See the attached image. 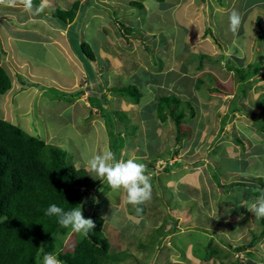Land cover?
I'll return each mask as SVG.
<instances>
[{
    "label": "crops",
    "instance_id": "1",
    "mask_svg": "<svg viewBox=\"0 0 264 264\" xmlns=\"http://www.w3.org/2000/svg\"><path fill=\"white\" fill-rule=\"evenodd\" d=\"M38 1V7L42 2L45 4L43 11L30 15L23 10L22 17L17 19L23 27L9 29L6 26L10 30V36L3 35L4 38L9 37L17 49L16 54H11L13 57H7L3 63L9 62L12 65L15 61L28 71L26 75L22 73L23 78L20 77L22 84L14 83L11 79L12 89L26 88L25 84L29 85L32 90L27 94L34 99L31 103L33 109L38 106L36 104L45 101L40 108L48 116L43 124L46 122L49 128L56 125V122L49 111L50 99L46 96V89L66 94L79 91L81 97L78 98V105L71 103L68 97L70 102L57 110L60 120L58 124L66 130L75 131L76 118L82 120L85 117L91 129L87 134L89 136L80 138L97 153H102L111 148V141L107 137L109 130L106 116L91 105L92 97H99L105 110L109 111L110 108L114 114L124 113L127 123L141 134L138 140L137 137H128L130 133L122 129L128 146L122 147L117 159L143 162L151 173V184L153 178L165 183L164 191L152 184V198L157 203L167 197L164 200L167 214L149 212L148 207L140 216L141 212L134 213L125 206L126 196L118 205L108 203L113 207H108V199H105L104 207L99 208V211L105 219V235L115 241L110 240V254L127 255L123 260L125 263L135 253L132 251L133 247L129 246V237L133 236L135 242H132L136 243L141 231L143 235L148 230L147 234L150 235L157 227L155 229L162 234L155 240L153 249L160 246L163 249L160 251L182 255L183 260L190 264H264V218H257L246 207L240 206L245 201L254 202L264 193V173L258 171L264 164V133L260 130V125L264 122L260 101L264 96V61L260 60L264 58V39H261L263 34L259 29V24L264 29V0H251L249 4L241 3L242 0H215V3L209 5L206 0ZM76 1L79 2V11L73 22L65 23L55 16L59 10H70ZM208 6L213 7L211 13H208ZM216 9H220L223 13L221 15L226 16L221 19L222 22L229 23V16L233 11L241 15L242 25L237 34H233L229 27L222 24L224 27L218 26L212 20L216 16ZM139 11L147 14L146 26L137 27L135 24ZM19 14L17 12L16 16ZM209 21L214 25L211 28L207 27ZM210 29L216 37L218 31L226 33L223 42L227 46L218 51L211 49L213 52L206 51L207 54L200 52L199 64L204 63L207 57L208 63L216 60L217 55L220 58V70L230 74L223 84L234 92L226 93L228 95L223 93L225 91L217 92L221 97L219 100L218 96L212 99L213 95L208 100L201 99L196 85L197 78L186 76L180 69L187 59L199 53L198 46L205 45V42L198 41L206 39L204 31L210 33ZM23 30L24 33L21 34ZM211 41L210 38L206 39V44H212ZM3 42L5 40H0V48ZM23 43L39 46L40 52L32 54L21 50ZM217 43L222 45L219 40ZM83 44L89 46L93 58L85 54ZM224 57L237 68H229ZM257 59L262 65L260 71L247 73L249 66L257 65ZM0 65L2 66L1 61ZM153 65H162L163 70L155 73L152 71ZM202 68L203 66H199L197 69ZM156 74H159L158 77H155ZM221 75L225 77L223 73ZM242 75L247 76L244 78ZM185 77L191 81L185 83ZM235 78L239 80L229 84V80ZM246 80L253 85L249 84L246 100L236 102L239 96L237 90L246 84ZM131 86L140 92L137 102L120 94L122 89ZM12 89L11 91H15ZM172 94L182 102L190 101L198 106V109L191 107L194 121L186 120L191 112V109L186 108L188 114L180 126L168 116L165 122L157 123L159 126L155 124L154 129L148 123L149 116L158 113L161 98ZM51 100L55 104L62 103V100ZM21 101H25L23 96ZM201 108L204 110L199 111ZM71 109L74 111L71 112ZM24 111L21 106L19 112L22 114ZM114 119V128L117 130L118 121ZM79 133L80 131L78 136ZM103 144L106 145L101 147ZM88 146L86 149H89ZM172 146L175 149L171 155L163 153L164 149ZM201 151L209 156L202 163L200 158L205 157L201 155ZM85 157L84 153L82 158ZM160 164L167 165L161 170ZM217 166L222 172L227 170L231 177L238 176L236 178L239 180L230 182L229 179L230 183L227 185L223 181L217 183ZM198 167H203L202 175L198 172ZM152 172L155 176H152ZM234 193H237L235 197L232 196ZM98 195L100 204L104 197L100 193ZM222 200L227 204L222 206ZM153 206L157 207L155 204ZM109 208L112 209L111 217ZM114 213L117 214L116 220L112 217ZM194 233L199 236L195 244V239L191 236ZM171 236L179 239L181 236L186 237L181 245L187 246V254L184 253L185 248L172 241ZM166 239H169L167 245L164 244ZM140 248L144 253L145 247L140 245Z\"/></svg>",
    "mask_w": 264,
    "mask_h": 264
},
{
    "label": "trees",
    "instance_id": "2",
    "mask_svg": "<svg viewBox=\"0 0 264 264\" xmlns=\"http://www.w3.org/2000/svg\"><path fill=\"white\" fill-rule=\"evenodd\" d=\"M38 3L33 0L34 7ZM78 11L79 2L76 1L70 10H59L55 16L65 23L73 22ZM259 26L264 37V29L261 24ZM83 50L90 58L94 57L87 44H83ZM257 65L250 66L249 72L260 71L262 65ZM242 76L246 78L247 75ZM11 89V78L0 65V94ZM120 94L129 96L134 102L140 97V92L132 86L122 89ZM261 103L264 112V102ZM186 105L181 107L176 97L161 98L158 116L162 122L171 116L180 126L188 114L186 108L191 109L189 116H193V109ZM260 127L264 133V122ZM67 155L62 148L0 118V264H40L47 253L54 254L62 264H120L126 259L125 254H110V242L104 233L105 219L91 210L86 218L93 220L95 229L83 235L73 250L62 251L63 240L70 229L62 228L56 217L47 216V207L55 203L66 211L71 210L81 207L90 196L87 171L76 169ZM90 198V202L95 199ZM143 213L144 209L139 215Z\"/></svg>",
    "mask_w": 264,
    "mask_h": 264
},
{
    "label": "rangeland",
    "instance_id": "3",
    "mask_svg": "<svg viewBox=\"0 0 264 264\" xmlns=\"http://www.w3.org/2000/svg\"><path fill=\"white\" fill-rule=\"evenodd\" d=\"M206 1H207V5H209V3H215V0H206ZM250 1L251 0H242L241 3L249 4ZM217 5L219 7L221 6L219 3H217ZM22 7L23 6L22 5L20 6L19 4L16 7H7L4 5H0V40H2V41L5 40V43L3 42V44L1 45V48H0V61L2 62V66L6 69L5 71L7 72L9 77H11V79L14 80V83H17V84L18 83L22 84L20 77L23 78L22 73L24 75H26V73H28V71L25 69H22L20 66L21 64H17L15 61L13 63H11L12 65H10L9 62L3 63L7 57H9V56H10V58L13 57V56H11V54H14L17 50L16 46L11 43V40L9 39V37L6 36V38H4L3 35L6 34V35L10 36L8 34L10 32V30H8L6 28V26H8L9 29L11 27H13V28L23 27V26H20L19 22L17 21V19H19V17H22V14H23L22 11L24 10V9H22ZM36 7H38V6H36ZM224 8L227 10L226 5H224ZM212 11H213V7L208 6V13H211ZM17 12H20V14L18 16H16ZM221 13H222V11L220 9H216L214 11V14L216 16L214 18H212V20L214 22H216L218 24V26H220V27H224V26L229 27L228 22H222L221 21V19L226 17V16L221 15ZM138 14L139 15L137 17L135 15L136 26L137 27L146 26V19H145L146 15H147L146 12L145 11H139ZM132 18H134V17H132ZM209 23L210 24L207 27L211 28V26L212 27L214 26L212 24L213 22L209 21ZM147 24H149L148 20H147ZM221 24L224 26H221ZM27 26H29V25H27ZM204 27H205V25L201 28H204ZM23 33H24V30L22 31L21 34H23ZM204 34H205L206 39L210 38L212 40L210 42L212 44H209V42H208V44H206L207 43L206 39H203L200 41H198V39H196V41H198V42H205V45L209 46L208 49H207V46H205V45L198 46V47H200L199 53L192 56V58L187 59L185 61V65H183L180 69L186 76L197 78L198 81H196L197 82L196 85L198 87V91H199L198 94H199L201 99H204V100L207 99L208 100V98L210 99L211 96L213 95L212 99H216L218 96L217 100H219L221 97L218 93H222L223 91H225V92H223L224 94L234 93V92H231L230 90L227 89V87L230 88L229 86H226L223 84L225 82V80H227V78L230 76V74H227L225 71L222 72V69L220 70V68H221L220 58L217 55L215 58L216 60H211L209 63H208V57L207 56H206L207 60L203 61L204 63L199 64V60H200V54H201L200 52H203V53L205 52L207 54L206 51H211V49H213V50L216 49L218 51V50H221V48H225L227 45L226 44L224 45L223 39L225 38L224 36L226 35V33H224L223 31L222 32L218 31L217 37H216V35L214 33H212V31L210 29V33L204 31ZM1 37H2V39H1ZM11 38H13V37H11ZM215 40H216V42H215ZM217 40L221 41L222 45H218ZM259 42H261V41H259ZM195 48H197V46H195ZM21 50L30 51L32 54H36L37 51L40 52V47L31 45L30 43H23V44H21ZM211 52H213V51H211ZM224 60H227V58L224 57ZM260 60L263 62L264 58H261ZM227 64H228V67L231 69L237 68L234 65V63L230 62L229 60H227ZM256 64H259L258 59H257ZM161 66L162 65H155L153 68L151 67L152 71L155 73L160 72L159 70L161 69ZM176 66L178 67L180 65H176ZM199 66L200 67L203 66L202 70L197 69ZM251 66L257 67L258 65H256V66L251 65ZM162 70L163 69H161V71ZM226 70H227V68H226ZM246 70H247V73L249 71H251L250 66ZM252 71H254V70H252ZM221 73H223L225 75V77L223 75H221ZM159 74H156L155 77H158ZM161 74H162V72H161ZM153 79L158 83L160 82V80H157L156 78H153ZM238 80H239L238 78L231 79V80H229V84H231L235 81H238ZM185 81H186L185 83H189L188 81H191V80H189L187 77H185ZM219 81L222 83H220ZM245 83L246 84L244 86H241V88H239L237 90L239 96L236 99V102H239L240 100H242V101L246 100L245 99L246 94L249 92V84H251V83L247 80ZM25 85H26V88L20 87L16 90L14 88L12 90H15V91H9L6 95H0V118L5 119L7 121H10V122L16 124L17 126H20L25 131L30 133L31 135H34V136H37V137L43 139L48 144H52V145H55L57 147L62 148L63 150H65L67 152V154H68L67 159L71 165H73L76 169L82 168V169L86 170L85 162L88 159H90L92 156L99 154V152L97 153V151L94 148L88 146L87 145L88 143L87 144H86V142L84 143L83 140L80 138L81 136L85 137L88 134V132H90V129H91V128H89L90 125L88 126V124L86 123L85 117H82V120L80 118H76L75 127H74L75 131H74V129H73V131L71 129H67V130H70V131H67L65 128H62L61 125L58 124V122L60 120H59V115H58L59 113L57 112V110L59 108H61L62 106H64L65 104H67L68 102H70L68 99L69 96H70L71 103H75V105H78V102H79L78 98L81 97V95L78 94L79 91H76L73 94L71 93L67 97V96L61 95L60 94L61 92L59 90H56V91H59L60 93L54 92L51 88L46 89L47 90L46 96L50 99V103L48 106L50 108L49 111L51 113V116L53 114V120H55V122H56V125L51 126V128H49V126L46 124V122H45V124H43V120L47 121L48 116L44 112V110H42L40 108V106L42 104H45V101H42V102L36 104V105H38L35 107L36 109L31 108V103L33 102L32 100H34V99L31 97L30 94H27V93L31 92L32 89L29 88V85H27V84H25ZM251 85H253V84H251ZM213 90H214L215 94H213ZM226 95H228V94H226ZM21 96H23V98L25 99L24 102L21 101ZM223 96H225V95H223ZM169 97L171 98V97H175V96L172 94V95H169ZM51 99H55V100H59V101L62 100V103L61 104H59V103L55 104L52 102L53 100H51ZM90 101H91V105H93V107L98 108L100 110V113H103L107 118L106 120H107V125H108V130H109V132L107 133V137L111 141V142L109 141L110 145H111L110 149L115 153L116 158L121 153L122 147L126 148L128 146V144H126L127 138H125V134L122 132V129L124 131H128V133H130V136H128V137H137V139L140 140L141 134L136 132V130L134 129V127L131 124L127 123L126 118L124 119V117H125L124 113L116 112L114 114L112 112V109H110V108H108L109 111L105 110L104 106H103V102L99 99V97L97 98V96L96 97L93 96ZM260 101L264 102V96L261 98ZM184 104H187L186 107L191 108V107L195 106L198 109V106L193 105V103L190 101L188 103H187V101L186 102L181 101V107ZM21 106L23 107V110H25L22 114H21V112H19ZM53 107H55L54 108L55 111L53 110ZM33 110H35V111L33 112ZM37 110H40V111L37 112ZM202 110H204V109L201 108L199 111H202ZM231 110H233L232 106H231ZM72 111H74V109H71V112ZM192 113H193V111H192ZM42 114H43V116H42ZM115 115H118V117ZM68 116H71V115L69 114ZM72 117L74 118L75 114H73ZM98 117H100V116H98ZM114 117H116V118L114 119ZM64 119H65V117H64ZM96 119H97V116L94 118V121ZM113 119H114V121H118L117 122V130H116V128H114ZM191 119H193V118L191 116H189V117H187L186 120H191ZM193 121H194V119H193ZM197 121L198 120H196V122ZM160 122H162V121L159 118L158 113H155L154 116L153 115L149 116L148 123L150 126L154 127V129L156 126H159V125H157V123H160ZM155 124H156V126H155ZM50 129H52L51 130L52 132L50 131ZM79 131H80V133L78 136L77 133ZM155 134L157 135L158 133H155ZM87 136H89V135H87ZM69 137H71V138L69 139ZM94 139H96V138H94ZM174 140L176 141V138ZM91 141H93L92 137H91ZM167 143H168V141L165 144L167 145ZM105 145L106 144H103L100 146L102 147ZM86 146H88L89 149H86L87 148ZM167 149H164L163 153L167 152L166 155L169 156V155H171L172 151L175 148L172 146V148L169 147ZM202 152L203 151H201V155H203L205 158H200L201 163H202V161L203 162L206 161V159L209 157V156H206L204 153L202 154ZM84 153H85L86 157L82 158ZM164 163H166V162L164 161ZM169 164H172V162ZM227 166H232V165L227 164ZM261 166H262L261 168L263 170H261V168H259L258 171L264 173V164H262ZM227 168H231V167H227ZM257 168L258 167H254V169H257ZM201 169H203V167H198V172L200 174L202 172ZM147 170H148V168H147ZM216 170L218 171V174L216 176L217 183H221L223 181V183L225 185H227L232 180H237V181L239 180L238 178H236L238 176L233 175L231 177V175H229L227 173V170H225V169L223 171H226V172H222L220 170L219 166L216 167ZM232 170H230V171H232ZM205 175H207V174H205ZM87 176L89 178V182L87 185L88 186L87 192H88V195H90V196H88L86 198L84 204L81 206L82 211H83V215L85 218L87 217V213L89 212V210H91L92 212L97 211L101 214V212L99 211V208L104 207L105 199H108L107 200L108 207H113V206L109 205L108 203L110 202V203H114L115 205H118L121 202L122 198L126 196V194L123 191H113L107 185L106 181H102L98 177H95L93 173H90L88 171ZM93 176H94V178H93ZM152 176H155V174L153 172H152ZM229 179H230V182H229ZM152 184L157 186L158 190H163L165 187V183H163L162 181L160 182L158 178H156V179L153 178ZM161 185L163 186L162 188H161ZM95 188L97 189L98 194L100 193L104 197L100 204L98 202L99 201L98 200L99 195L97 194V191ZM153 191L154 190H152V192ZM91 195H93L92 197L95 198L93 202L89 201V200H92L90 198ZM236 195H237V193H234L232 196L235 197ZM166 198L167 197H163L161 199V201L158 200L157 203H155V200L153 198H151L150 201H148L144 205H141V208L147 210V208L149 207V210H148L149 212L150 211L151 212L152 211H156V212L159 211V212H161L160 214H162V213L167 214V207H166V204L164 201V200H166ZM125 200H126V198H125ZM222 201H223L221 203L222 206L227 204V203H225V200H222ZM153 204L157 205V207L153 206ZM233 205H236V203ZM125 206L126 207L128 206L130 211L136 213L134 206L127 204V203H125ZM130 207H131V209H130ZM109 209H110V211H109V216H110L112 209L111 208H109ZM116 215L117 214H115V213H114V215H112V217H114L113 220H116V218H115ZM109 216L107 215V217H109ZM164 217H165L164 219L167 218L166 215ZM137 218H139V217H137ZM145 225H146V223H145ZM155 228H157V227H155ZM155 228L150 233V235L147 234V233H149L148 230L146 232H143V235H142V233H141L142 231H141L138 240H136V243H134L135 239L133 236L129 237V240L131 241L129 246L131 248L133 247L132 251H133V253L134 252L135 253H134V256H132V257L129 256V258H128L129 260H127L125 263L122 262V264H190V263L183 260L184 257L182 255L173 254L172 252L167 253L164 251H160V250H163L162 248H160V246L155 247V249H153L154 248L153 245H154L155 240L158 238L159 235L162 234V233H160V230H156ZM144 233H145V235H144ZM191 236L193 239H195L193 241V243L194 244L197 243L196 239H198L199 236L195 233H194V235H191ZM82 238H83L82 234L75 233V232H72L71 230H69L68 236L63 240L64 246L62 248V251L65 252L68 250H73L74 246ZM109 238L110 237H108V239ZM171 238H172V236H171ZM184 239H186V237H184V236H181L180 239H179V237L174 236L172 238V241L178 242L179 244L177 243L176 244L177 246H181L182 248H185L184 253L187 254V251H186L187 246L185 244L183 245L184 247L181 245L182 244L181 242ZM110 240H111V242H115L112 240V238L109 239V242H110ZM166 240H167L166 243H164L165 245H167V242L169 243V239H166ZM132 241H134V242H132ZM140 245H141V247L142 246L145 247L144 253L142 252L143 250L140 248ZM165 245L163 247H165ZM166 248H167V246H166ZM168 249L171 250V248H168ZM140 252H142V253H140ZM227 263H230V262H227ZM199 264H209V263L202 262Z\"/></svg>",
    "mask_w": 264,
    "mask_h": 264
},
{
    "label": "clouds",
    "instance_id": "4",
    "mask_svg": "<svg viewBox=\"0 0 264 264\" xmlns=\"http://www.w3.org/2000/svg\"><path fill=\"white\" fill-rule=\"evenodd\" d=\"M18 4L22 5L24 11L30 15L39 14L45 7L42 2L38 8H34L33 0H0V5L7 7H16ZM241 25V15L233 11L229 16V31L237 34ZM85 168L95 177L106 181L113 191H123L126 194L125 202L134 206L137 213L142 212L141 205L152 198L151 173L148 172L145 164L137 160H118L111 149H105L102 153L88 159L85 162ZM240 206L246 207L255 217L264 218V193L254 202L245 201ZM45 214L49 217H56L62 228H68L84 236L96 227L92 219L84 217L82 207H74L66 211L63 207L53 203L47 207ZM42 264H62V262L54 254L47 253L43 256Z\"/></svg>",
    "mask_w": 264,
    "mask_h": 264
},
{
    "label": "built area",
    "instance_id": "5",
    "mask_svg": "<svg viewBox=\"0 0 264 264\" xmlns=\"http://www.w3.org/2000/svg\"><path fill=\"white\" fill-rule=\"evenodd\" d=\"M165 166H166V164H160V165H159V169H161V170H162V169H164V168H165Z\"/></svg>",
    "mask_w": 264,
    "mask_h": 264
}]
</instances>
